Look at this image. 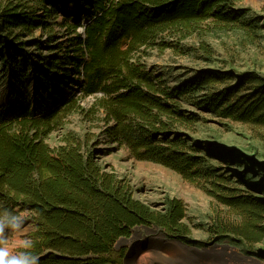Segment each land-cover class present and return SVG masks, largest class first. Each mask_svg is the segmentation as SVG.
I'll return each mask as SVG.
<instances>
[{"label":"trees","instance_id":"16d2710c","mask_svg":"<svg viewBox=\"0 0 264 264\" xmlns=\"http://www.w3.org/2000/svg\"><path fill=\"white\" fill-rule=\"evenodd\" d=\"M77 1L93 19L85 36L77 37L75 52L82 60L73 59L76 74L84 78V94L95 100L88 113H103L109 138L136 160L202 185L241 219L237 225L219 223L220 231L249 246L262 243L264 202L234 188L194 135L201 113L262 131L264 75L211 71L173 89L135 60L166 33L182 40L211 19L223 29H253L241 23L244 13L228 11L238 0ZM67 2L76 0H0V61L21 65L29 39L38 31L50 35L51 18L65 11ZM81 22L74 32L83 27ZM52 60L47 66L51 73L60 58ZM188 106L200 113H190ZM82 109L80 97L73 95L45 115L30 108L11 118L0 113V205L29 214L38 228L34 235L40 264H116L108 256L117 243L143 227H159L190 244L183 201L169 199L166 212H160L137 200L128 181L99 164L90 137L50 148L48 136Z\"/></svg>","mask_w":264,"mask_h":264},{"label":"rangeland","instance_id":"374dc122","mask_svg":"<svg viewBox=\"0 0 264 264\" xmlns=\"http://www.w3.org/2000/svg\"><path fill=\"white\" fill-rule=\"evenodd\" d=\"M62 6L65 11H59L56 19L51 18L53 32L45 35L38 31L29 39L31 43L24 49L26 56L21 58V65L16 64L15 68L0 61V113L11 118L19 109L30 108L35 115H45L73 95L80 97L83 109L69 115L48 136L46 142L50 148L90 137L91 149L99 164L105 171L128 181L137 200L160 212H166L169 199L183 201L184 222L191 229L189 245L200 251L207 250L203 254L192 253L167 245L161 233L166 238H179L161 228L156 233L138 228L133 232L135 238L117 243L108 258L116 264H125L126 256L131 253L126 264H139L142 257L151 259L147 264H264V241L249 246L218 228L223 222L240 224L241 219L229 208L218 204L202 185L191 183L161 165L136 160L127 149L109 138L103 113L95 117L88 113L95 100L84 94V78L76 74L73 61L76 57L82 60L75 50L78 35L84 37L81 27L76 32L73 27L80 19L84 25L88 10L80 9L77 0ZM228 11L244 13L241 23L253 29H223L211 19L182 40L180 35L166 33L155 46L142 49L135 60L139 59L154 78H162L173 89L196 82L201 74L211 71H254L264 75V0H238ZM164 44L170 48L161 51ZM54 56L60 61L51 73L47 66ZM187 111L200 113L191 106ZM201 115L203 120L197 127L195 140L215 156L213 164L219 173L231 178L234 188L264 202V129L256 131L246 124ZM24 218L33 222L29 214ZM14 243L19 246L18 241ZM137 251L142 252L135 257Z\"/></svg>","mask_w":264,"mask_h":264},{"label":"clouds","instance_id":"9594fccd","mask_svg":"<svg viewBox=\"0 0 264 264\" xmlns=\"http://www.w3.org/2000/svg\"><path fill=\"white\" fill-rule=\"evenodd\" d=\"M27 214L0 205V264H40L34 235L38 228L24 218Z\"/></svg>","mask_w":264,"mask_h":264},{"label":"water","instance_id":"95a60500","mask_svg":"<svg viewBox=\"0 0 264 264\" xmlns=\"http://www.w3.org/2000/svg\"><path fill=\"white\" fill-rule=\"evenodd\" d=\"M143 229L147 230L148 233H156V230H158L159 227H143ZM160 237L164 238V241L166 242L167 245L168 244L171 245L172 243H177L182 248H184L186 251H189V252H192V253L203 254V253L207 252V250L200 251L199 249H197L195 247H192L191 245L183 242L181 239L166 238V234H163V233L160 234ZM134 238L135 237L132 236L129 239H127V238L126 239H122L118 243H121V242L127 243V242L133 240ZM222 249H228V247L227 246H222ZM130 252H132V251H130ZM141 252L137 251L136 254H135V257L139 256L141 254ZM236 254H238V253H236ZM130 256H131V253L126 256L125 264H126V261L128 260V258H130Z\"/></svg>","mask_w":264,"mask_h":264},{"label":"bare ground","instance_id":"6f19581e","mask_svg":"<svg viewBox=\"0 0 264 264\" xmlns=\"http://www.w3.org/2000/svg\"><path fill=\"white\" fill-rule=\"evenodd\" d=\"M165 242V241H164ZM166 243V242H165ZM169 245V244H168ZM174 245V247H181L179 244H177V243H172L171 244V246H173ZM148 262H150L151 263V259H149V258H141L140 259V261H139V264H147Z\"/></svg>","mask_w":264,"mask_h":264},{"label":"built area","instance_id":"2783aa9c","mask_svg":"<svg viewBox=\"0 0 264 264\" xmlns=\"http://www.w3.org/2000/svg\"><path fill=\"white\" fill-rule=\"evenodd\" d=\"M92 22H93V19H91V18H87L85 20L83 27H81L82 28V31L84 33V36H85V27L91 25Z\"/></svg>","mask_w":264,"mask_h":264}]
</instances>
